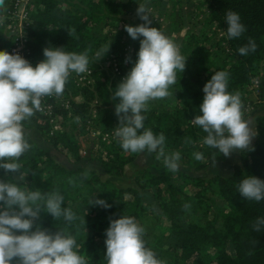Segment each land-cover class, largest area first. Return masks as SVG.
Segmentation results:
<instances>
[{"label": "trees", "instance_id": "1", "mask_svg": "<svg viewBox=\"0 0 264 264\" xmlns=\"http://www.w3.org/2000/svg\"><path fill=\"white\" fill-rule=\"evenodd\" d=\"M137 1H30L34 24L29 28V55L34 67L45 59V47H59L66 53L87 52L88 67L92 69L90 83H78L69 75L59 96L64 98L70 94V109L55 103V113L62 112L72 122L70 129H53L50 120L37 111L32 119L71 163L83 156L97 158L109 176L123 175L126 164L139 153L125 152L115 136L119 124L115 107L119 98L113 100L111 93L120 83L110 77L112 73L101 59L110 53L120 56L129 43L139 51L140 40L130 36L124 39L129 34L120 26L124 15L133 10L132 5ZM203 1L209 9L206 21L222 28L221 39L217 44L208 45L209 35L191 32L181 47V55L187 58L184 72L177 70L176 83L169 88L171 94L150 101L144 113V127L165 135V153L180 152L178 171L169 170L163 157L158 159L157 153H151L154 169H139L136 186H120L94 168L62 163L29 135H25V140L30 148L16 161L21 165L23 179L20 173L6 174L0 169V180L18 184L23 190L59 191L63 195L62 208H70L77 219L68 222L61 216L55 220L42 210L36 224L52 233L62 230L74 236L78 252L87 264H107L106 229L111 219L133 217L139 225L153 208L160 211L155 222L145 227L142 239L161 264H264V225L259 230L254 227L258 218H264V200H248L238 191L240 182L247 176L264 180V113L256 117L257 135L251 144L254 150H240L230 174L205 177L190 171L226 158L218 149L204 144L207 133L191 121L202 114L200 105L205 95L194 77H202L206 84L216 71L228 73L227 91L240 94L243 116L247 114L246 107L249 102L252 104L250 86L254 77H261L264 72V0ZM228 11L238 13L246 27L238 38L228 37L225 20ZM99 24L115 30L112 35L98 32L95 27ZM1 40L0 31V50H6ZM250 40L255 42L256 50L241 55L238 49ZM102 48L109 51L99 60L96 53ZM118 66V77L123 78L127 68L120 62ZM92 127L102 134L109 133V137L103 139L100 135L99 140H93L91 154H82L81 149L92 141ZM97 142L99 153L95 154ZM197 152L202 154V160L194 158ZM92 199H104L111 207L90 204ZM94 233L102 236L99 239Z\"/></svg>", "mask_w": 264, "mask_h": 264}, {"label": "clouds", "instance_id": "2", "mask_svg": "<svg viewBox=\"0 0 264 264\" xmlns=\"http://www.w3.org/2000/svg\"><path fill=\"white\" fill-rule=\"evenodd\" d=\"M3 4L4 0H0V6ZM137 15L144 23L124 27L133 40H140L138 58L111 97L119 98L115 136L125 152L157 153V158L163 157L165 166L175 172L180 168V152L165 153V135L144 127V113L150 101L171 94L169 88L176 83L177 70L184 72L187 58L172 39L150 26L151 15L146 6L139 4ZM225 20L229 38H238L246 31L238 13L228 11ZM109 48L96 53L99 60ZM255 50L252 40L238 49L241 55ZM43 53L45 59L34 67L19 53L0 50V161L7 160L0 162V169L6 174L20 173L21 179V165L16 161L30 148L22 122L35 111H42V97L63 93L71 72L81 74L88 70L87 52L66 53L59 47H45ZM130 59L127 57L125 62ZM227 88L228 73L216 71L203 88L202 114L191 120L207 133L204 144L224 156L237 149L254 150L251 142L256 134L243 118L240 94L229 93ZM193 155L198 161L203 159L199 152ZM238 191L248 200H264V180L247 176ZM63 200L59 191H26L18 184L0 180V264H87L78 252L74 236L62 230L52 233L36 224L42 210L55 220L61 216L68 222L76 220L70 208H62ZM90 204L111 207L104 199H92ZM260 225H264V218H258L256 230ZM143 232L133 217L111 219L106 229L107 264H161L156 254L145 247Z\"/></svg>", "mask_w": 264, "mask_h": 264}, {"label": "rangeland", "instance_id": "3", "mask_svg": "<svg viewBox=\"0 0 264 264\" xmlns=\"http://www.w3.org/2000/svg\"><path fill=\"white\" fill-rule=\"evenodd\" d=\"M139 4L146 6L149 14L151 15L150 19H151L152 23L150 26L156 27L164 35H166L167 37L172 39L174 41V43L179 47L180 53H181L182 45L188 39L191 32H195V33H197V35H206V34L209 35L210 40H209L208 45H210L211 43L217 44V42L221 39V37L223 35L222 34L223 30H222V28L219 27V25H215L211 22L206 21L208 14H209V9L203 0H138L137 2H135L132 5L133 10L130 13L124 15V20L120 23L121 27L125 28L124 27L125 25L137 26L141 23H144V21L141 20L140 17L137 15V9L139 7ZM65 6L70 7V5L68 3H65ZM95 30L98 32H104V33L112 35V33H113L112 31H114L115 28H113L112 26H109V25L99 24V25H96ZM128 38H129V35L125 34L124 39L127 40ZM123 48L124 49H123V51H121L120 56L117 55L116 53H110L111 55L109 54V56L114 58L113 61L110 60L109 56L106 57L105 59H101V63H103L106 67L108 66L107 67L108 71H110L112 73V75L110 77L119 83H121V80H123V78L131 70V68L134 66L135 61L138 58L137 57L138 51H137V49L133 43L126 44ZM116 57L118 58V60ZM123 57H125V59H123ZM127 57H130L131 59L126 63L125 61H126ZM122 59H123V61H122ZM119 62H120V64L125 65V67L127 68V72L124 74L125 76L123 78L118 77V72L115 68L116 65L117 66L119 65ZM83 74L82 73L77 74L74 72V75L73 74L72 75L74 76V78L76 77V81L78 83H82L81 81H83L84 78L81 79V75H83ZM261 74H262L261 77H254V80L256 78H259L260 85L255 87V88H252V87L250 88L251 92L249 94V98L251 101H254V98L258 97L257 93L261 92L264 88L263 87V85H264V72L262 71ZM199 79L200 78H198V80ZM91 81H92V78H91ZM201 82H199V83H201ZM87 83H90L89 80ZM202 84H203V82H202ZM204 85H202V86L204 87ZM69 97H70V94L67 97L64 96V99H68ZM111 97H112V93H111ZM66 101H68V100H66ZM94 101H96V99H94ZM62 104H60V105H62ZM65 106L68 109L71 108L70 106H67L66 103H65ZM251 108H249V110H251ZM94 111H96V110H94ZM51 123H52L53 129H56V128L57 129H60V128L63 129L65 127L70 129L72 126V124H71L72 122L70 120L65 119L63 113L60 111L56 113L55 119ZM90 130H91L90 133L95 136V139L99 140L100 135H96V131L98 129H96L95 127L94 128L92 127V128H90ZM81 151H82V154H86L87 148L83 147L81 149ZM94 153L95 154L99 153L98 152V142H97V147H95ZM145 155H147V153H145ZM95 159H96L95 164L98 165L99 164L97 162L98 159L97 158H95ZM139 159L142 160V158H139ZM130 162H128L126 164V171H125L126 177H124V176L120 177L121 175L115 176L116 181H117L116 183L120 186H127V185H135L136 186L137 185V182L135 180L136 173H137L138 169H140L141 166L143 167V165H141V164H143V163L145 164L146 160L143 163L142 162L141 163L140 162L135 163L134 161L132 163H130ZM91 168H94L95 170L97 168L98 170H96V171L98 173L101 172V170H100L101 167H99V166L97 167V166L93 165ZM101 173L104 177H107V174H105L104 172H101ZM159 211H160L159 208H153L151 210V212L149 213V215L146 218H144L139 223V225L143 229H145L146 226L154 223L155 219H156V215L159 213ZM94 235L98 236V238L100 239V237L102 236V233H94Z\"/></svg>", "mask_w": 264, "mask_h": 264}, {"label": "built area", "instance_id": "4", "mask_svg": "<svg viewBox=\"0 0 264 264\" xmlns=\"http://www.w3.org/2000/svg\"><path fill=\"white\" fill-rule=\"evenodd\" d=\"M30 1L31 0H4L3 6H0V31L2 32L1 43L5 44L6 50L13 54L19 53L33 65L31 60L32 58L29 55V28L34 24L31 16ZM115 68L119 73V67L116 65ZM91 73L92 69L88 67V70L81 75V79L84 78L81 82L87 83L88 80L91 82ZM70 74L74 75V72H71ZM259 81V78H256L250 88L259 86ZM56 102H60V104L63 103L62 105L64 106L66 103L67 106H70L69 99H64L59 95L54 94L52 96H44L41 98L42 111L38 110L37 112L48 118L50 122H53L56 115ZM250 107H252V104L249 102L246 110H249ZM96 135H101L103 139H107L109 137V133L102 134L100 130L96 131Z\"/></svg>", "mask_w": 264, "mask_h": 264}, {"label": "crops", "instance_id": "5", "mask_svg": "<svg viewBox=\"0 0 264 264\" xmlns=\"http://www.w3.org/2000/svg\"><path fill=\"white\" fill-rule=\"evenodd\" d=\"M198 78H200V79L198 80ZM194 79H196L198 82L202 81L203 84H202V82L199 83V84H200V86L202 88H204L202 86V85H204V81H203L202 77L195 76ZM257 94H258L257 95L258 97L254 98V101H252V105L253 106H252V108L250 107L251 110H249L247 112V114H245L243 116V118L246 121L249 122V125H250V128L252 129V131L256 133L255 136L252 139L251 144L255 141L256 135H257V119H256V117H257V115H259L261 113H264V88H263V90L261 92H258ZM22 123H23L24 134L31 136L37 142V144H39L43 148L48 149L49 151H51L53 156H55L62 163L66 164L68 166H88V167H92L93 165H95L97 167L98 166L101 167L100 168L101 172L105 173V171L103 169L102 162L99 159L97 160V162L99 163V164L97 163L98 165L95 164V161H96L95 158H91V157H88V156H83L78 162L71 163L68 160L66 154L63 153L61 150L56 149L53 146V144L43 135L41 130L34 123V120L32 119V117H30L29 119L25 120ZM81 153H82V151H81ZM145 153H147V152H145ZM145 153H139L134 158V160H132L130 163H132L133 161L135 163H139V162L143 163L146 160V163L145 164L143 163L141 165H143V167H152L154 169V167L152 166L153 165L152 154L151 153H147V155H145ZM239 154H240V150L239 149L234 150L229 156H226V158L223 159V160H219V161L213 162V163L209 164L208 166H206L205 168H201V169L192 168V169H190V171L195 173V174H199V175H202V176H205V177H208V176H211V175H214V174L228 175L232 171L233 164L236 161H238ZM139 158H142V160H140ZM141 167H140V169H141ZM96 170H98V169L96 168ZM125 171H126V166H125V170H124L123 175H121L120 177H122V176L126 177ZM101 175H102V173H101ZM107 177H110L115 182H117L115 176L107 175Z\"/></svg>", "mask_w": 264, "mask_h": 264}, {"label": "water", "instance_id": "6", "mask_svg": "<svg viewBox=\"0 0 264 264\" xmlns=\"http://www.w3.org/2000/svg\"><path fill=\"white\" fill-rule=\"evenodd\" d=\"M91 139H92V141H91L90 145L87 147V153H88L89 155L91 154L92 147L94 146V142H93V140L95 139V136L92 135V136H91Z\"/></svg>", "mask_w": 264, "mask_h": 264}]
</instances>
